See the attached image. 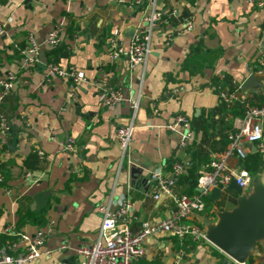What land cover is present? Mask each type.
Returning a JSON list of instances; mask_svg holds the SVG:
<instances>
[{
    "label": "crops",
    "instance_id": "0c3cea01",
    "mask_svg": "<svg viewBox=\"0 0 264 264\" xmlns=\"http://www.w3.org/2000/svg\"><path fill=\"white\" fill-rule=\"evenodd\" d=\"M161 1H157L158 6ZM179 1L164 0L161 5L162 10L175 6L178 11L166 28L176 31L181 15H190L192 28L178 30L167 45L154 33L146 59L129 66L124 55L113 60L108 57V38L116 30V42L123 47L127 44L142 3L0 0V18L5 21L0 35V76L8 69L16 75L8 92L2 95L0 91V112L10 127L6 136L0 135V150L6 147L10 152L5 161L8 191L0 185V242L5 239L1 231L6 224L30 234L37 227L44 228L48 219L54 222L44 240L50 254L21 264H79L74 248L95 238L101 219L98 204L113 205L119 196L126 195L132 203L137 217L131 223L132 230L139 219L169 214L173 211L170 198L155 200L150 195V171L156 167L165 171L172 160H182L184 171L173 190L183 191L205 156L224 144L223 135L232 128L234 116L218 110L220 101L208 86L213 79L225 76L240 84L251 73L253 59L264 47V0L258 6L251 0ZM56 23L63 30L52 55L60 64L71 63L84 73L75 90L76 100L67 102L63 110L59 107L66 101L67 80L56 76L44 80L37 65L33 69L20 65L27 33L32 32L45 50L44 38ZM101 76H105L106 84L120 87L121 99L115 104L100 105L92 82ZM256 78L261 84L240 87L241 96L254 104L264 101V80ZM177 84L183 89L173 92ZM130 97L138 98V108L127 148L128 161L122 158L120 162L114 128L126 123ZM176 112L189 117L192 136L185 146L178 144V131L165 126ZM48 133L56 139L73 136L76 152L61 149ZM33 144L43 150L42 158L31 152ZM246 146L241 163L258 168L253 178L264 182V160L257 165L258 152L251 142ZM24 170L37 179L24 181ZM223 191L212 209L195 213L190 219L204 224L214 219L215 210L232 207L235 192L234 202L227 207ZM20 216L23 222L18 221ZM201 241L186 245L179 264H233L216 246ZM62 242L66 248L57 249ZM182 245L168 234L148 235L142 256L130 264H173L175 251ZM21 247L16 243V252ZM249 256L247 260L253 264L264 263V241L256 242Z\"/></svg>",
    "mask_w": 264,
    "mask_h": 264
},
{
    "label": "built area",
    "instance_id": "2783aa9c",
    "mask_svg": "<svg viewBox=\"0 0 264 264\" xmlns=\"http://www.w3.org/2000/svg\"><path fill=\"white\" fill-rule=\"evenodd\" d=\"M158 0H135L142 3L140 18L134 23L131 34L128 37L127 44L123 47L115 40L116 30L108 38L107 53L108 57L114 58L124 55L127 58L128 65L131 66L144 61L151 51L152 36L154 33L161 35L163 45L170 43L178 30H189L192 28V18L190 15L179 16V28L176 31L166 28L168 21L178 16L175 6L168 7L165 10L157 5ZM182 0L179 1L181 3ZM258 6L262 0H251ZM5 21L0 18V35L4 31ZM63 27L61 24H54L47 32L44 38V46L50 49L58 44ZM45 49V50H46ZM41 50L38 42L35 41L32 32H28L25 37V44L20 50L21 67L33 69L39 63V51ZM250 72L264 80V47H261L250 67ZM42 78L49 80L56 76L65 78L68 82V92L66 101L59 107L63 110L67 102L76 100V88L84 80V73L71 63L60 64L58 60L49 54L46 56ZM15 73L8 69L0 76V91L5 94L12 86L15 79ZM105 76H101L92 82L98 90L99 103L101 106L115 104L121 99V89L119 86H110L105 83ZM233 85L228 88L220 83H210L209 90L213 92L220 102L225 106L238 101L243 106L241 115L234 116L233 126L225 132V142L219 149L211 150L208 153V160L204 162L198 170L195 178L194 190L190 193L173 190V185L178 176L184 171L185 163L182 160L174 159L171 161L167 170L159 167L154 168L149 173L150 195L153 199L159 200L163 196L170 198L173 204V211L158 219H139L138 226L132 230L131 223L137 217L132 212V203L125 195L119 196L115 204L109 202L98 204L97 209L101 214L99 226L95 238L88 242L75 246V253L79 257V264H130L131 261L138 259L144 252L143 241L151 234L164 233L176 236L178 242L183 244L177 247L173 264H179L185 253V247L198 241H207L204 236V224L197 223L190 217L204 209V198L207 197L209 190L213 187L218 188L220 192L225 189L230 180H234L242 191H247L254 174L241 165L247 152V142L254 145L260 158L264 160V103L254 104L243 98L240 94V84L230 80ZM183 86L177 84L171 90L173 92L182 90ZM130 114L126 123L118 124L114 128V140L119 149V160L127 158V148L131 141V130L134 126V118L138 108V98L130 97L128 99ZM29 122L25 125L28 127ZM165 126L169 130L178 131V144L185 146L187 140L192 136L189 117L176 112ZM10 127L7 118L0 112V135L6 136ZM48 138L57 140L61 149L68 153L76 152V139L73 136L56 139L52 133H48ZM33 152L38 158L44 156L43 150L33 144ZM9 150L2 147L0 150V163H4L9 157ZM233 158L234 163L229 159ZM21 178L26 182H34L37 177L30 171L24 170ZM3 180V174L0 172V181ZM5 191H8L7 185H2ZM44 228L37 227L32 233L28 234L15 228L12 224H6L2 228V234L5 239L0 243V264H21L31 262L40 255H48L50 248L44 246V240L48 232L54 226L52 220H47ZM21 243L20 252H16V243ZM187 245V246H186ZM67 244L62 242L57 249L66 248ZM15 249V250H14ZM233 264H253L248 260L233 261ZM264 264V263H261Z\"/></svg>",
    "mask_w": 264,
    "mask_h": 264
},
{
    "label": "water",
    "instance_id": "95a60500",
    "mask_svg": "<svg viewBox=\"0 0 264 264\" xmlns=\"http://www.w3.org/2000/svg\"><path fill=\"white\" fill-rule=\"evenodd\" d=\"M38 55L36 69L42 71L46 61L44 50H40ZM259 84L261 81L253 73H249L240 87L245 89ZM225 189L234 190L235 204L227 209L215 210L214 219L204 221V236L229 257L227 261H245L254 251L256 242L264 241V182L255 177L248 190L242 191L234 180H230ZM220 195V190L213 187L207 197L215 202Z\"/></svg>",
    "mask_w": 264,
    "mask_h": 264
},
{
    "label": "trees",
    "instance_id": "16d2710c",
    "mask_svg": "<svg viewBox=\"0 0 264 264\" xmlns=\"http://www.w3.org/2000/svg\"><path fill=\"white\" fill-rule=\"evenodd\" d=\"M55 49H56V46H54V47H52V48H50V49H46V50H44V52H45V55L46 56H48L49 54H55ZM212 83H220V84H222V85H225V86H227L228 88H230V87H232L233 85L230 83V79L229 78H227L226 76L225 77H223L222 79H217V78H215V79H213L212 81H211ZM261 103H264V101H262V102H258V103H256V104H261ZM218 110L220 111V112H227V113H229L230 114V116L231 117H233V116H237V115H241L242 114V112H243V106H242V104L240 103V102H238V101H234L231 105H229V106H225L224 105V103L223 102H220V105L218 106ZM225 135V134H224ZM223 135V136H224ZM225 141L223 140L222 141V143H224ZM221 143V144H222ZM258 154V159H257V161H256V164L258 165V164H260L261 162H260V155H259V153H257ZM208 160V154L205 156V158H204V160H203V162L202 163H204V162H206ZM171 163V162H170ZM170 163H169V165H170ZM6 165H7V162H2V163H0V172L3 174V180L2 181H0V185H6V179H7V168H6ZM241 165L242 166H244L245 168H247L251 173H254L258 168H254V167H248V166H245L243 163H241ZM169 168V167H168ZM197 173V172H196ZM180 176V175H179ZM178 176V177H179ZM194 177H193V179L190 181V183L188 184V188L187 189H185V190H183L184 192H187V193H190V192H192L193 190H194V186H195V178H196V174L195 175H193ZM213 204H214V202H212V201H210V199L208 198V197H205L204 198V209L202 210V211H204V210H209V209H212V207H213ZM22 220H24V219H21V216H20V219L18 220L19 222H21ZM23 222V221H22ZM44 222V221H43ZM2 236V235H1ZM170 236H173V235H170ZM6 236H2V238H5ZM1 238V237H0ZM173 238H174V240L176 241V242H178V239H177V237L176 236H173ZM2 242V241H1ZM0 242V243H1ZM200 242H202V241H200ZM248 259H250V256L248 257Z\"/></svg>",
    "mask_w": 264,
    "mask_h": 264
},
{
    "label": "rangeland",
    "instance_id": "374dc122",
    "mask_svg": "<svg viewBox=\"0 0 264 264\" xmlns=\"http://www.w3.org/2000/svg\"><path fill=\"white\" fill-rule=\"evenodd\" d=\"M226 190V192H225ZM223 191V196L224 199H226V203H225V206L229 207L232 205V203L234 202V191L232 189H225Z\"/></svg>",
    "mask_w": 264,
    "mask_h": 264
}]
</instances>
